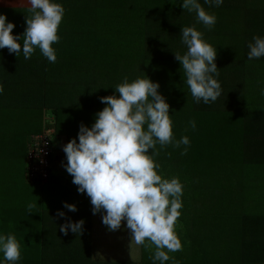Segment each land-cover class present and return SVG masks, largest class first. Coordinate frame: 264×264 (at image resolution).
<instances>
[{
  "label": "trees",
  "instance_id": "obj_1",
  "mask_svg": "<svg viewBox=\"0 0 264 264\" xmlns=\"http://www.w3.org/2000/svg\"><path fill=\"white\" fill-rule=\"evenodd\" d=\"M53 2L64 8L60 39L52 45L54 63L38 48L30 59L22 52L18 57L0 49V217L27 213L29 203L36 205L31 210L35 213L50 204L54 213L69 212L83 219L87 230L93 206L72 182L66 154L56 149V137H63L65 146L72 139L79 143L81 125L91 128L96 114L107 106L101 97L119 96L115 87L125 77L129 82L148 77L159 83L158 92L170 105L174 141L183 136L190 140V145L179 148L157 143L159 155L153 156L158 174L178 177L183 185L175 225L182 250L165 263L264 264V57L248 59L253 37L264 38V0H223L219 7L198 0L216 17L211 29L197 21L195 12L183 9V0ZM23 18H7L16 25L13 35L25 32L27 15ZM192 26L217 49L219 75H213L222 94L208 104L193 99L175 59V52L187 51L182 28ZM47 112L55 129L50 180L30 183L25 171L27 145L30 136L41 131ZM185 147L187 154L181 155ZM21 169L37 192L20 196L1 185L15 184ZM55 170L65 174V183L45 192ZM65 203L76 205L77 211H69ZM153 255L144 248L146 264L156 263Z\"/></svg>",
  "mask_w": 264,
  "mask_h": 264
},
{
  "label": "clouds",
  "instance_id": "obj_2",
  "mask_svg": "<svg viewBox=\"0 0 264 264\" xmlns=\"http://www.w3.org/2000/svg\"><path fill=\"white\" fill-rule=\"evenodd\" d=\"M27 3V27L22 36L13 35L16 25L8 22L6 15H0V49L7 48L18 57L22 52L25 59H30L38 48L54 63L57 56L52 45L60 39L58 29L64 8L53 0H27ZM205 3L219 7L223 0H205ZM181 6L195 12L197 21L209 29L215 25V15L206 12L198 0H183ZM181 39L187 51L183 55L175 52V59L182 65L191 96L197 103L201 100L205 104L215 102L222 94L221 84L213 75H219L217 49L203 39L195 26L183 27ZM253 41L248 45L249 60L264 57V38L255 36ZM159 87V83L148 77L131 82L125 77L115 87L119 96L101 97V102L107 106L96 114L93 126L81 125L79 143L72 139L63 151L67 157L66 170L78 191L90 197L93 214L103 210L102 223L109 231L119 230L126 220L131 233L132 258L135 247L154 245L151 258L164 264L170 259L168 253L182 250L175 225L181 215L183 185L178 177L166 179L158 174L159 165L153 156L159 155L157 143L161 147L172 144L179 148L190 145V140L183 136L174 141L170 105L158 92ZM190 124L195 129V121ZM150 149L152 154H149ZM187 151L185 147L181 155H186ZM64 206L69 211H77L74 204ZM27 207L31 213L36 205L29 203ZM57 215L63 217L65 213L61 211ZM84 223L83 219L69 221L59 230L64 235L69 230L81 234ZM0 251L9 264L21 259V247L13 234L0 236Z\"/></svg>",
  "mask_w": 264,
  "mask_h": 264
},
{
  "label": "crops",
  "instance_id": "obj_3",
  "mask_svg": "<svg viewBox=\"0 0 264 264\" xmlns=\"http://www.w3.org/2000/svg\"><path fill=\"white\" fill-rule=\"evenodd\" d=\"M27 0H0V13L9 18H20L19 14H28ZM11 14V15H8ZM14 16V17H13ZM25 15H22L24 19ZM62 137H56L55 145L60 147ZM52 183L45 187V192L53 191L54 188H61L65 183V174L60 170L53 171ZM46 198H50L46 195ZM61 199V198H60ZM62 203V200H61ZM45 204L41 211L27 212L15 215H4L0 217V232L2 236L15 234L20 237L21 259L16 264H123V262H138L146 264L144 261V248L149 249L154 254L155 246H138L130 250L131 240L128 241L129 231L126 229V220L122 222L119 230L111 233L106 225L102 223L105 213L91 214L88 229L85 227L81 234L73 233L69 230L64 235L59 229L61 225L71 222H79V219L72 213L64 212L60 217L58 212H53ZM99 216V218H97ZM96 217V218H95ZM102 228H105L102 230ZM109 231L110 235L106 234ZM4 233V235H3ZM131 234V233H130ZM110 236V237H109ZM148 244L149 242H145ZM165 251H167L165 249ZM0 264H9L4 259V254L0 251ZM99 254V255H98ZM171 259L173 252L168 253ZM154 264H161L154 261ZM164 264H166L164 262Z\"/></svg>",
  "mask_w": 264,
  "mask_h": 264
},
{
  "label": "built area",
  "instance_id": "obj_4",
  "mask_svg": "<svg viewBox=\"0 0 264 264\" xmlns=\"http://www.w3.org/2000/svg\"><path fill=\"white\" fill-rule=\"evenodd\" d=\"M43 120L41 131L30 136L25 157L26 179L35 184L50 180V156L53 153L51 140L55 129L53 116L49 112L45 113Z\"/></svg>",
  "mask_w": 264,
  "mask_h": 264
},
{
  "label": "rangeland",
  "instance_id": "obj_5",
  "mask_svg": "<svg viewBox=\"0 0 264 264\" xmlns=\"http://www.w3.org/2000/svg\"><path fill=\"white\" fill-rule=\"evenodd\" d=\"M26 15V13H21L19 14V16L22 17V15ZM8 15H11V14H8ZM14 17V16H13ZM65 146V141H64V138L62 137L61 139V144H60V147L58 148L59 151H63V148ZM57 149V147H56ZM8 181H2L1 182V185H3L5 188L8 189L9 193L13 192L15 193V195L17 193L20 194V196H22V193L24 192L25 194H27V192H29L30 194L31 193H34V192H37L38 191V188L35 187L34 185H31L29 183L26 182L25 180V177L23 175V170L21 169V171L18 173V175L16 176V179H15V184H13L12 186L11 185H8ZM0 191H1V188H0ZM7 197L10 199V198H15V196H11V194H8ZM96 218V217H95ZM97 218H99V216H97ZM122 228V227H121ZM105 228H102V230H104ZM129 231L127 228L123 231ZM111 233H113V231H110ZM109 231H106V234L107 235H110ZM110 237V236H109ZM128 241L131 240V234L129 233L128 237Z\"/></svg>",
  "mask_w": 264,
  "mask_h": 264
}]
</instances>
